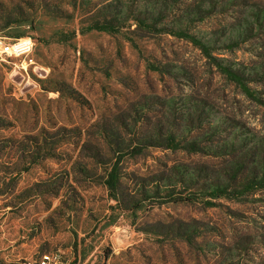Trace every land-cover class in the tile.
<instances>
[{"label":"rangeland","instance_id":"1","mask_svg":"<svg viewBox=\"0 0 264 264\" xmlns=\"http://www.w3.org/2000/svg\"><path fill=\"white\" fill-rule=\"evenodd\" d=\"M110 2L0 0V39L32 41L0 58V262L50 252L65 264H264V0L182 1L164 22L188 25L210 58L133 21L83 33ZM166 121L187 149L159 145ZM117 152L121 207L106 186ZM173 164L195 173L182 196L255 187L213 205L170 201L158 178Z\"/></svg>","mask_w":264,"mask_h":264},{"label":"trees","instance_id":"2","mask_svg":"<svg viewBox=\"0 0 264 264\" xmlns=\"http://www.w3.org/2000/svg\"><path fill=\"white\" fill-rule=\"evenodd\" d=\"M113 1L114 3L110 2L106 8L100 11L99 15L93 16L90 22H88L86 26H83V33L96 31L107 34H120L124 29L125 23L133 21L136 23L137 28L142 31L143 35L148 36L160 33L168 34L189 41L193 46L200 49L206 57H211L210 47L205 45L197 36L190 33L187 29L189 28L188 25L181 26L180 24H177L178 26H170L164 22L170 16L176 18L179 6L182 4V1L186 0H136L140 5L137 7L138 10H134L135 14L132 16H130L129 13L120 12L118 10H113L111 12L113 4L117 7L122 0ZM128 12H131V10ZM195 16H192L188 23L194 21L193 17ZM218 66L227 77L240 86L246 95L253 96L250 88L236 72L222 66L221 64H218ZM164 123V125H158L159 145L161 144V147L174 151L178 149H187L183 148L185 144H183L182 139L176 140L174 137V132L170 130V127H172L171 122L166 121ZM116 154L117 156H115V160L107 174L106 186L110 198L116 201L118 207H121L120 204L122 203L121 196L123 188L122 179L124 178V175L122 173V160L121 157H119L121 154H119V152ZM219 155H226V152L222 150ZM163 168L164 170L158 178V181L161 183L160 187L163 186L162 188L166 190L165 192L167 195L165 196V199H171L170 201H197L200 199L201 201H205L207 205H213L214 202H212L211 199H231L233 196L236 198L238 195H242L245 192L253 191L255 187L252 183L244 184L243 181H239L236 185H232L230 182L231 186L225 185V182H211L210 184H196L195 187L197 192H190V194L182 196L183 192H177L176 189L185 184H189V182L195 181V173L190 172L188 176H183L181 169L177 167V164L171 166L165 165ZM196 180L198 181L197 177Z\"/></svg>","mask_w":264,"mask_h":264},{"label":"built area","instance_id":"3","mask_svg":"<svg viewBox=\"0 0 264 264\" xmlns=\"http://www.w3.org/2000/svg\"><path fill=\"white\" fill-rule=\"evenodd\" d=\"M32 49L30 39H20L6 43L0 39V58H18L28 54ZM0 264H3L0 262ZM12 264H65L59 254L46 252L31 258L19 259Z\"/></svg>","mask_w":264,"mask_h":264}]
</instances>
